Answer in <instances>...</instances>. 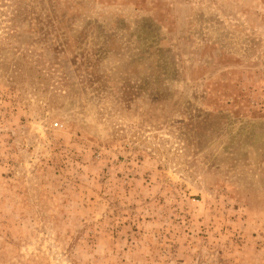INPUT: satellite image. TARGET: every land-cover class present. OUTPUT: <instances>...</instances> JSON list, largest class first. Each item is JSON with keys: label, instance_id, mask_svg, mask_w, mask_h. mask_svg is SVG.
Returning <instances> with one entry per match:
<instances>
[{"label": "rangeland", "instance_id": "rangeland-1", "mask_svg": "<svg viewBox=\"0 0 264 264\" xmlns=\"http://www.w3.org/2000/svg\"><path fill=\"white\" fill-rule=\"evenodd\" d=\"M0 264H264V0H0Z\"/></svg>", "mask_w": 264, "mask_h": 264}]
</instances>
